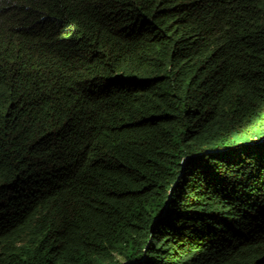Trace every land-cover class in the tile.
Returning <instances> with one entry per match:
<instances>
[{"label":"trees","instance_id":"1","mask_svg":"<svg viewBox=\"0 0 264 264\" xmlns=\"http://www.w3.org/2000/svg\"><path fill=\"white\" fill-rule=\"evenodd\" d=\"M0 264H264V0H0Z\"/></svg>","mask_w":264,"mask_h":264},{"label":"rangeland","instance_id":"2","mask_svg":"<svg viewBox=\"0 0 264 264\" xmlns=\"http://www.w3.org/2000/svg\"><path fill=\"white\" fill-rule=\"evenodd\" d=\"M257 125L258 124H254V125L250 126L252 128H250L249 131L243 130V131L237 133L236 136H235L236 139H238V140L239 139L248 140V139L254 138L256 136L255 133H257L259 131V129L257 128ZM254 134H255V136H254Z\"/></svg>","mask_w":264,"mask_h":264}]
</instances>
